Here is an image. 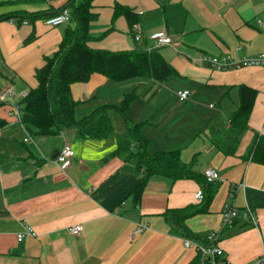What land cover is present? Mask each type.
Segmentation results:
<instances>
[{
	"label": "crops",
	"instance_id": "crops-1",
	"mask_svg": "<svg viewBox=\"0 0 264 264\" xmlns=\"http://www.w3.org/2000/svg\"><path fill=\"white\" fill-rule=\"evenodd\" d=\"M14 1L22 3L2 13L55 9L66 2L45 0V5L33 6L26 3L33 0ZM115 2L137 11L140 43L134 42L124 17L112 22ZM92 9L98 16L89 24L90 46L142 47L150 33L165 30L173 45L157 50L175 73L164 82L146 77L112 82L93 73L87 82L71 84L73 98L84 102L76 116L118 103L134 89L129 125L147 122L141 132L148 139V152L179 150L183 162L193 160V169L202 172L213 166L220 175L208 210L185 219L188 231L204 238L208 231L219 230L226 258L245 264L264 248V164L248 154L255 135H264V65L216 70L196 58L200 53L239 58L264 52V0H93ZM67 24L0 20V70L7 74L0 71V89L12 86L19 92L35 86V69L57 48ZM240 84L255 88L257 95L248 127L235 133L229 118ZM178 89L189 90L186 100L177 98ZM8 109H0L7 122L0 128V264H194L195 249L182 242L189 237L162 214L201 201L194 196L200 188L196 180L151 175L135 202L131 191L142 171L112 155L117 138L125 136L115 126L103 139H84L76 127L39 136L9 116ZM115 114L110 112L113 122ZM26 133L34 139L23 141ZM64 142L74 155L61 168L54 159ZM239 183L243 185L237 187ZM224 203L250 207L257 224L239 218L232 227L220 228ZM141 222L144 231L129 239ZM74 224H81V232L69 233ZM26 225L35 235L17 240Z\"/></svg>",
	"mask_w": 264,
	"mask_h": 264
},
{
	"label": "trees",
	"instance_id": "trees-1",
	"mask_svg": "<svg viewBox=\"0 0 264 264\" xmlns=\"http://www.w3.org/2000/svg\"><path fill=\"white\" fill-rule=\"evenodd\" d=\"M12 1L1 0L0 3ZM64 7L69 10L70 21L63 30L57 48L51 54L43 56V63L35 69L36 85L30 87L21 99L20 122L32 134L39 136H52L64 129L76 127L84 139H103L113 133L110 112L114 111L123 118L126 134L117 138L112 155H119L123 161H132L142 171L131 191L134 201H139L151 175L168 177L172 181L182 178L196 180L202 189L201 201L183 207L168 208L162 215L170 219L190 239L204 240L188 231L185 219L208 210L207 206L218 180L207 182L202 172L193 169V160L185 163L180 159L179 150L148 152V139L141 132L147 122L129 125L127 110L137 97L134 89L125 92L118 103L101 104L80 117L76 116V108L84 102L73 98L71 84L85 83L93 73L102 74L112 82L136 77L164 82L175 70L159 51H145L138 45L132 49L118 50L90 46L92 37L89 34V24L98 16L92 9L93 0H66L55 9H14L1 12L0 20L13 18L20 24L23 20L44 19ZM121 16L133 36L132 25L137 22V11L128 5L115 2L112 6V22ZM256 95L255 88L246 84L238 86V104L229 118L231 131L240 133L248 127ZM6 107L8 108L0 101V109L5 110ZM6 123L5 118L0 116V128ZM248 154L251 160L264 164V135H255ZM238 219L239 217L235 218L234 222ZM194 264H199L197 257Z\"/></svg>",
	"mask_w": 264,
	"mask_h": 264
},
{
	"label": "built area",
	"instance_id": "built-area-1",
	"mask_svg": "<svg viewBox=\"0 0 264 264\" xmlns=\"http://www.w3.org/2000/svg\"><path fill=\"white\" fill-rule=\"evenodd\" d=\"M11 21V20H10ZM45 25L49 27H56L61 24L68 23L70 21V13L67 8H62L55 14H52L44 19H42ZM22 23H26L23 20ZM133 30V40L136 43H140L143 40L142 31L137 23L132 25ZM149 40L148 44L143 45L142 49L145 51H151L157 49L162 45H173L172 37L165 30H157L150 33L147 37ZM198 61L203 62L216 70H224L229 68H240L246 66H260L264 65V52L257 54H248L241 56L239 58H232L229 54L223 55H211L207 53H202L196 58ZM177 98L181 101L187 99L190 94L188 89H178L175 91ZM26 95V91H16L12 86H7L0 89V101L8 106V115L15 118L20 122L21 116V99ZM21 123V122H20ZM34 136L26 133L23 137V141H32ZM74 151L71 145L64 142L60 147L55 161L59 164L61 168H66L70 165ZM202 174L207 182L217 181L220 175L216 168L213 166H206L202 170ZM239 183L237 187L242 186ZM235 187L230 188V196L233 194ZM195 198L201 199L202 189L198 188L194 194ZM221 214V226L220 228L232 227L234 224V219L239 217L246 219L250 224L256 225L257 218L253 210L244 206L243 208H238L230 203H224L220 210ZM146 228L144 222L137 223L134 228L129 232L128 237L132 239L134 236L142 233ZM81 224H74L68 228L69 233L77 234L81 232ZM35 233L30 226H24L23 231L16 234L17 240H21L24 236H34ZM219 230H210L206 233L204 240L196 241L190 238H182L183 245L185 247H193L197 254V259L199 264H231L226 258L223 249L219 245ZM245 264H264V248L260 254L248 260Z\"/></svg>",
	"mask_w": 264,
	"mask_h": 264
},
{
	"label": "rangeland",
	"instance_id": "rangeland-1",
	"mask_svg": "<svg viewBox=\"0 0 264 264\" xmlns=\"http://www.w3.org/2000/svg\"><path fill=\"white\" fill-rule=\"evenodd\" d=\"M19 3H22L21 1H14V2H5V3H0V12L2 11H5L6 9H8L10 6H16L17 5H20ZM28 4H33V6H35V3H40V5H45L46 4V1L43 0H33V1H29V2H26ZM148 37V36H147ZM201 54V53H200ZM199 54V55H200ZM4 75H7L6 73H4L2 70H0ZM1 73V74H2ZM0 81H2V78H1V75H0ZM116 115V114H115ZM111 121H112V118H111ZM114 123V124H113ZM112 124L113 126H115V131L117 134H121V135H124L126 134V126L124 124V121L123 119L119 116V115H116V119H114V122L112 121ZM200 163H203V162H200ZM198 163L197 164V167L200 166L201 164Z\"/></svg>",
	"mask_w": 264,
	"mask_h": 264
},
{
	"label": "water",
	"instance_id": "water-1",
	"mask_svg": "<svg viewBox=\"0 0 264 264\" xmlns=\"http://www.w3.org/2000/svg\"><path fill=\"white\" fill-rule=\"evenodd\" d=\"M58 153V152H57Z\"/></svg>",
	"mask_w": 264,
	"mask_h": 264
}]
</instances>
